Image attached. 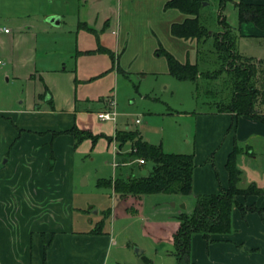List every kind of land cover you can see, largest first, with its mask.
<instances>
[{"label":"crops","instance_id":"crops-1","mask_svg":"<svg viewBox=\"0 0 264 264\" xmlns=\"http://www.w3.org/2000/svg\"><path fill=\"white\" fill-rule=\"evenodd\" d=\"M166 1L163 0L158 5L156 19L161 24L157 27L161 25L162 34L160 40L153 34L150 55L157 60L160 69L155 73L168 75L164 60L161 62V57L154 52L157 44L180 63L187 61L194 64L197 58L194 40L177 39L169 34V26L182 22L185 16L174 10L164 11L162 7ZM238 1L264 5V0H235ZM17 29L16 35L12 36L7 31L3 33L2 29L0 43L15 45L18 40L22 42L16 48H0V56L10 61L11 54L18 51L20 59L17 61L20 63L17 68L21 71H17L14 78L23 79L33 76L30 72L34 69L36 39L31 34V28H27L26 32ZM129 32H132V27ZM234 35L238 52L243 40H264V30L248 22L238 25ZM132 37L134 34L130 35L129 40L124 38L123 45L131 44ZM91 38L86 32L76 34L75 57L78 60L75 61L74 71L66 72L65 68L58 66L42 71L36 77L41 80L42 86L36 88L27 101L19 102L22 107L7 109L0 104V264H104V253L109 250L111 240L101 232L94 234L92 230L81 229V222L87 218L92 207L85 210L75 200L78 190L88 183L84 178V184L77 185L80 176L75 172V161L81 153L80 146L87 141L90 144V141L83 140L74 146V138L66 133L72 126L86 129L91 135L103 134L108 137L117 131L113 129L112 132H107L96 123L99 122L97 119H91V116L96 118L100 113L95 103L99 101L100 106L99 98L92 100L90 106L82 103L87 99H77L80 84L74 83L82 80L84 84L89 83L92 81L89 79L93 78L92 74L82 79L77 75L80 58H92V55L82 54L92 51ZM261 42L263 43H258L260 46L257 47L259 53L264 50V41ZM176 53L179 58L175 56ZM63 64L61 62L59 65ZM82 64L86 65L85 61ZM115 66L127 74L119 66L118 59ZM199 66L201 71H211L214 68L213 65L204 63ZM27 67L29 68L25 71ZM139 74L141 78L145 75L143 72ZM191 84L194 90V85ZM200 84L203 94L207 85ZM222 95L218 94L216 97H223ZM205 105L204 110L193 111L190 115L174 113L189 120V138L180 141L183 145L173 143L168 146L169 150H162L164 153L192 156L193 195L216 194L220 188L227 187L225 162L234 146L242 149L241 145H244L248 148V144L254 139L264 143V126L261 123L244 116L213 112L209 104ZM170 113L165 112L166 115ZM4 119H9V125ZM110 124L113 126L114 122ZM125 129L129 128L122 130ZM99 140H103L106 150L111 146L110 154L115 158L116 165L113 168L123 165L118 160L129 149H117L115 142L107 143L103 138ZM242 153H238L236 158ZM112 164L109 165L112 167ZM136 169H140V172L144 170L145 173L147 171L139 166ZM118 175L121 176L119 172ZM96 181L94 187L102 189L96 187ZM106 191L111 203L108 208L109 216L113 219L135 217L140 222V229L145 222L169 221L178 212H188L192 207L190 197L148 195L141 197L136 215L116 217V198L111 190ZM235 200L242 205L264 209V202L258 204L264 200V196H238ZM95 213L96 211L93 212ZM230 228L231 232L228 234L213 235L210 244H206L200 235L193 234L189 247L191 264H264V214L246 212L242 218L236 209H232ZM149 240L155 246V257L166 260L165 264H173L171 244L166 240Z\"/></svg>","mask_w":264,"mask_h":264},{"label":"rangeland","instance_id":"rangeland-1","mask_svg":"<svg viewBox=\"0 0 264 264\" xmlns=\"http://www.w3.org/2000/svg\"><path fill=\"white\" fill-rule=\"evenodd\" d=\"M162 1L0 0V35L2 29L12 36L18 32L17 28L22 32L31 28V34L36 39L31 77L14 78L16 72L21 71L17 68L20 63L17 61L20 59L18 51L11 54L10 61L0 56V104L7 109L22 107L19 102L27 101L36 88L42 86L41 80L36 78L42 71L54 69L56 66L65 68L66 72L74 71L75 61L78 60L75 57V36L82 32L88 33L80 28L85 26L95 32L88 33L92 37V51L99 46L106 48L113 53L114 61L118 59L119 66L127 71L126 77L117 73L111 68L112 64L105 53L95 52L91 59L80 58V65L83 61L86 65H79L78 78L89 77L91 74L92 77H98L89 83L84 84L82 82L84 80L74 83L80 84L77 99H87L88 101L82 103L90 106L92 100L99 98L100 106H98L99 101L95 102L98 112L109 110L106 99L113 100L115 113L113 126L107 122L96 123L107 132L121 129L118 131L119 135H125V131L138 134L143 141L163 151L169 150L168 146L173 143L183 145L180 141L189 138L190 123L188 119L174 113L182 112L190 115L193 111H202L206 101L215 98L213 96L215 94L205 96L200 90L194 92L189 82H178L168 75L155 73L160 69L157 60L150 55V46L154 40L153 34L159 40L162 34L161 25L157 27L161 24L158 22L160 20L156 19L158 5ZM234 2L235 0H227L220 6L219 0L204 1L206 5L199 19L208 31H219L217 24L219 14L230 27L233 29L237 27ZM55 18L59 22L57 26L49 22L50 19ZM130 27L132 32H129ZM128 32L129 34L126 35ZM133 34L131 44L127 43L124 46L122 40L124 38L129 40L130 35ZM261 41L264 40H243L244 43L240 44V52L237 49L236 52L245 59H251L255 64L258 62L263 64L264 68V50L259 53L257 48L260 46L258 43H263ZM21 42L18 40L15 45L0 43V48H16ZM175 56L179 58V54L176 53ZM249 56L251 58H248ZM160 61L162 62L163 59L161 58ZM61 62L64 63L62 66L59 65ZM139 72L145 75L141 78ZM260 83L261 81L259 86ZM165 112L171 113L166 115ZM91 119L97 121L94 115ZM135 119L139 120V124H134ZM4 121L9 125V119ZM125 127L129 129L122 130ZM77 130L91 134L86 129ZM99 136L107 143L109 141L106 138H111L114 142L112 139L114 134L111 137L103 134ZM98 140L99 138L92 148L88 141V144L85 142L80 146L81 153L75 161V172L80 176L77 185H81V179L88 180L87 185L78 190L75 200L85 210L92 207L87 218L82 220L81 229L95 231L99 228L102 235L110 238L111 245L107 253H104V264H144L142 258L149 259L152 264H165L166 260L155 257L157 256L154 252L155 246L141 233L139 220L135 217L111 218L108 214L111 205L108 192L106 189L94 187L95 180L115 179L118 172L121 178H125L132 173L136 175L138 166L148 170L151 165L146 163L138 165L134 160L128 161L126 157L128 151L118 160L123 165L113 168L109 165L115 163V158L110 154L111 146L106 150L103 140ZM248 145L250 149L241 145L243 153L236 158V166L240 170L238 187L244 189L249 184H254L264 193V143L254 139ZM126 149H130V144L127 142L122 146V150ZM262 196L264 194L260 197ZM261 202L264 200L259 201L258 204H262ZM95 211L96 213L93 214ZM262 214L264 212L258 215ZM134 249H140L143 254L135 256Z\"/></svg>","mask_w":264,"mask_h":264},{"label":"trees","instance_id":"trees-1","mask_svg":"<svg viewBox=\"0 0 264 264\" xmlns=\"http://www.w3.org/2000/svg\"><path fill=\"white\" fill-rule=\"evenodd\" d=\"M205 0H167L162 9L174 10L185 16L180 23L169 26V34L177 39L194 40L196 44V62L189 64L187 61L180 63L170 53L157 44L154 51L161 57L166 65L168 75L179 82H191L194 92L200 90L201 84L207 87L205 96L215 94V98L206 101L213 112L229 113L236 117L244 116L261 123L264 126V68L263 64H255L251 59L239 56L235 47L234 30L219 14L217 16L218 32H210L201 22L200 15L204 8ZM227 0H219L220 6ZM237 26L241 23H252L256 28L264 30V5L246 4L241 1L233 3ZM221 9V7H220ZM88 33H95L90 28L80 26ZM105 53L108 55L111 68L126 77V73L115 66L114 55L104 47L95 51L82 54ZM204 63L213 65L211 71H201L199 65ZM114 65V67H113ZM98 77V76H97ZM93 77L89 81L96 79ZM259 78H262L261 80ZM260 86H259V82ZM223 94V97L216 96ZM212 96V97H213ZM196 98V97H195ZM217 98V99H216ZM204 104V103H203ZM74 138V146L88 139L91 148L99 135L85 134L75 126L66 131ZM109 142L111 138H106ZM113 141L117 149L126 142L130 144L126 157L128 161L141 159L143 163L150 164V168L141 176L140 169L136 175L125 178L118 176L113 180H97V188L112 191L116 198L114 215L123 217L136 215L139 211L140 199L148 195H165L190 197L192 207L190 211L178 212L169 221L145 222L141 233L152 241L166 240L171 244L170 254L173 264H191L189 259L190 237L198 234L206 242H212L213 235H223L231 232L230 213L236 209L243 218L246 212L261 214L264 209L251 205H242L235 198L241 196H261L264 194L254 184L246 188H238L240 171L236 168V155L242 149L234 146L225 162L228 184L220 188L216 194L191 193L192 156L185 154L164 153L162 150L143 141L138 134L125 131V135L114 132ZM109 214V211H108ZM100 234L99 228L93 231ZM144 264H151L148 259L142 258Z\"/></svg>","mask_w":264,"mask_h":264},{"label":"built area","instance_id":"built-area-1","mask_svg":"<svg viewBox=\"0 0 264 264\" xmlns=\"http://www.w3.org/2000/svg\"><path fill=\"white\" fill-rule=\"evenodd\" d=\"M3 33H6V30L3 29ZM107 100V105L109 106V110L105 111V112H100L96 115V119L99 122H109V123H113L114 119H115V113L113 111V100L111 98L106 99ZM135 124L139 123L138 119H135L134 121ZM138 165L143 164V161L141 159H135L134 160ZM115 163L112 164V167H115Z\"/></svg>","mask_w":264,"mask_h":264},{"label":"water","instance_id":"water-1","mask_svg":"<svg viewBox=\"0 0 264 264\" xmlns=\"http://www.w3.org/2000/svg\"><path fill=\"white\" fill-rule=\"evenodd\" d=\"M205 5H206V3H202V6H205ZM49 22L54 26H57L59 23L58 19H56V18L50 19ZM144 174H145V171L142 170L140 172V175L143 176ZM83 184H84V179H81V185H83ZM180 209H183V207H180ZM134 254H135V256H140L142 254V251L140 249H134Z\"/></svg>","mask_w":264,"mask_h":264}]
</instances>
